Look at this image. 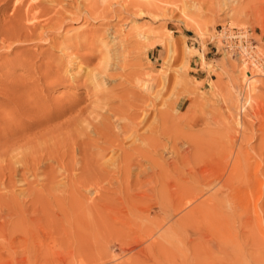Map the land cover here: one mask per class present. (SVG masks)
<instances>
[{"label": "rangeland", "instance_id": "obj_1", "mask_svg": "<svg viewBox=\"0 0 264 264\" xmlns=\"http://www.w3.org/2000/svg\"><path fill=\"white\" fill-rule=\"evenodd\" d=\"M227 24L264 59V0H0V264H264V62L215 51ZM196 135L220 190L176 157Z\"/></svg>", "mask_w": 264, "mask_h": 264}, {"label": "bare ground", "instance_id": "obj_2", "mask_svg": "<svg viewBox=\"0 0 264 264\" xmlns=\"http://www.w3.org/2000/svg\"><path fill=\"white\" fill-rule=\"evenodd\" d=\"M31 10V9H30ZM27 13V12H26ZM30 17V16H29ZM39 17V16H38ZM43 18H45V17H43ZM43 22V21H42ZM27 23V22H26ZM44 23V22H43ZM42 24V23H41ZM2 26V25H1ZM5 26H7V25H5ZM45 26V25H44ZM29 27V26H28ZM232 28H235V29H239V30H242L243 32H242V36L244 37L245 35H247L248 34V36L249 37H251V35H250V33H249V31L248 30H246L245 28H236V27H234V26H229L228 24L227 25H225V26H220V28L216 31V36H217V41H218V43H221L220 42V39H221V36L223 37V36H225V39H226V37L228 36V33H230V31H226L227 29H232ZM9 29V28H8ZM21 29H23V28H21ZM6 30V29H5ZM4 30V31H5ZM10 30V29H9ZM23 30H25V28L23 29ZM2 33H4V32H2ZM7 33V32H6ZM26 33V32H25ZM223 33V34H222ZM17 34H19V33H17ZM16 33H15V35L14 36H16L17 35ZM21 34V33H20ZM4 35V34H3ZM2 34H1V32H0V36L1 37H7V36H9V35H7V36H3ZM43 35V34H42ZM29 36V35H28ZM27 36V37H28ZM20 37V36H19ZM2 39V38H1ZM11 39H13V38H9V40H11ZM21 39V38H20ZM251 39H253L252 37H251ZM3 40V39H2ZM8 41V40H7ZM17 41V40H16ZM21 41V40H20ZM19 41V42H20ZM116 41V40H115ZM4 42V41H3ZM113 42V41H112ZM7 43V42H6ZM16 43V42H15ZM1 44V43H0ZM8 44H9V41H8ZM12 44V43H11ZM251 44V43H250ZM248 44V47H246L245 49H243V50H240V49H238L237 51H235V52H232V53H230V54H232V56H235V57H244V60H246V62H247V64L249 65V66H251V67H253L254 66V64H255V66H257V68L259 69L260 67L262 68L263 67V60L264 59H262V56L259 54H257V52H256V50H255V45L254 44ZM2 45V44H1ZM10 45V44H9ZM13 45V44H12ZM16 45V44H15ZM220 45V44H219ZM190 48H186V50H185V61L188 63V59H189V56H190ZM244 51V52H243ZM243 60V61H244ZM54 69V68H53ZM52 69V70H53ZM253 69V68H252ZM263 69V68H262ZM255 71V70H254ZM40 75H42V74H40ZM42 78V77H41ZM252 78V77H251ZM36 79H38V78H36ZM252 80V79H251ZM253 81H254V79H253ZM33 82V81H32ZM7 84V83H6ZM19 84V83H18ZM254 84V83H253ZM252 84V85H253ZM251 85V86H252ZM8 87V86H7ZM13 87H15V86H13ZM18 87V86H17ZM16 88V87H15ZM25 88V87H24ZM5 89V88H4ZM11 89V88H10ZM6 90H8V89H6ZM21 90V89H20ZM12 91H14V90H12ZM10 92V91H9ZM20 92V91H19ZM14 93H16V92H14ZM9 94V93H8ZM26 94V93H25ZM10 95V94H9ZM12 95H13V93H12ZM15 96H16V94H15ZM14 97V96H13ZM21 98V97H20ZM171 109V108H170ZM135 116V115H134ZM164 117H167V114L164 116ZM137 118H138V116H137ZM133 119V118H132ZM116 121V120H115ZM139 123L140 122H136L135 123V128L136 129H134V130H131V133L129 134V136L128 135H126L127 137H132V139H130L131 141H132V143L133 142H136V146L135 147H137L136 148V150L138 151V152H140V156H142V154H143V151H145V149L143 150V145H148V147H152V146H158L159 145V147H160V144H158V142H157V138H156V129L157 128H155V129H152V130H149L148 132H149V134L150 135H146L145 136V134H141V133H137V131L139 130ZM29 124V123H28ZM175 124V123H174ZM173 124V125H174ZM134 125V124H133ZM173 125H172V127H173ZM176 125V124H175ZM117 126V125H116ZM160 128V127H159ZM128 129V128H127ZM126 129V130H127ZM118 130H121V129H118ZM122 130H124V129H122ZM148 130V129H147ZM171 130V129H170ZM170 130H168V131H170ZM94 131V130H93ZM143 131H145V130H143ZM172 131H174L175 132V129L174 130H172ZM117 132V131H116ZM147 132V131H146ZM160 132H161V130H160ZM170 133L172 134L173 132H171L170 131ZM170 133L168 134V135H170ZM187 133V132H186ZM185 133V134H186ZM120 134V133H119ZM161 134V133H160ZM173 134H175L176 135V133H173ZM172 134V135H173ZM162 135H164V137H167V135L166 134H163L162 133ZM166 135V136H165ZM171 135V138L173 137V136H175V135H173L172 136ZM190 135V134H189ZM125 136V135H124ZM123 136V137H124ZM161 136V135H160ZM186 136V135H185ZM197 136V135H196ZM193 136V137H190V138H188L189 140H183V141H186V142H184V145H186V144H188V146L186 147V148H184L183 149V151L181 152L182 154H180V155H178V153H180V152H175V153H177V155L178 156H176V157H183L184 158V161L188 164V163H190L191 162V159L193 160V159H199V158H202V159H204L203 157L205 156V158L206 157H208V156H210V157H208V158H210V170H208L209 171V175L210 176H214L213 178L211 177V179H212V181H210V182H208L207 184H206V179L203 177V179L200 181V184H201V186L203 187V189L201 188L200 189V191L201 190H204V189H206V190H210V189H213L214 188V185L216 186V180H219V178L221 179V178H224L222 181L220 180V184H219V186H216L217 188H219L218 190H220V188H224L225 187V185H226V180L228 179V173H230V171H231V169H229L228 170V168H227V166H226V163H224V165H222L223 163H221V160L222 159H217V158H215L218 154H219V150H220V144L216 141L215 143H214V146L212 145L213 144V140H210L209 141V143H208V141L206 140V142L208 143V147L210 148V150H212V152L211 151H206L205 149V147H204V145H207V143L205 144V142L203 141V138H202V135L200 136L201 137V141L199 142V136ZM116 137H118V140H119V136H118V134H117V136ZM158 137V136H157ZM162 137V136H161ZM160 137V138H161ZM177 137V136H176ZM121 138H122V136H121ZM155 138L157 139V140H155ZM171 138L169 139L170 140V142L172 143V141H171ZM186 138V137H185ZM211 138H212V136H211ZM167 139H168V137H167ZM166 139V140H167ZM173 139V138H172ZM178 139V138H177ZM187 139V138H186ZM121 140V139H120ZM127 140V139H126ZM130 141V142H131ZM160 141V140H159ZM175 141V140H174ZM178 141V140H177ZM215 141V140H214ZM160 143H161V141H160ZM169 143V142H168ZM162 144H164V143H162ZM162 144H161V147H163L162 146ZM166 144H167V141H166V143L164 144L165 146H166ZM176 144V143H175ZM178 144H179V142H178ZM204 144V145H203ZM116 146H120L121 144L120 143H117L116 142V144H115ZM168 145V144H167ZM174 145V144H173ZM172 144H171V146L172 147H174ZM180 145H183L182 143L180 144ZM164 146V147H165ZM171 146H169L170 147V149L172 148ZM212 146H213V149H212ZM168 147V146H167ZM183 147V146H182ZM185 147V146H184ZM119 148V147H118ZM121 148H122V146H121ZM166 148V147H165ZM123 149V148H122ZM150 149V148H149ZM149 149H147V150H149ZM155 149V148H154ZM175 149H176V147H175ZM208 149V148H207ZM222 149V148H221ZM143 150V151H142ZM151 150V149H150ZM149 150V151H150ZM154 151H156V150H154ZM170 151V150H169ZM158 152H159V150H158ZM225 152V151H224ZM172 154V153H171ZM207 154H208V156H207ZM226 154V153H225ZM174 155V154H173ZM232 158H233V162H232V164H231V167H234L232 170H235L236 168H237V163H238V153L237 152H233V156H232ZM169 159V158H168ZM171 159V158H170ZM175 159H178V158H175ZM175 159H174V161H175ZM201 159V162H203V160ZM151 160V159H150ZM204 161H206V160H204ZM223 161V160H222ZM196 162H198V161H196ZM209 161L207 160V163H208ZM166 163H168V162H166ZM170 163V162H169ZM174 162L172 161V164H173ZM195 163V162H194ZM206 163V164H207ZM177 164V163H176ZM204 164V163H203ZM169 165V164H168ZM168 165L166 164V169L168 170ZM171 165V164H170ZM178 165V164H177ZM185 166V165H184ZM178 167V166H177ZM193 167V166H192ZM198 167V166H197ZM170 168V167H169ZM172 168V167H171ZM186 168V167H185ZM200 168V167H199ZM170 170V169H169ZM206 168H202L200 171L201 172H203V173H205L206 172ZM252 170V169H251ZM172 171V170H171ZM185 171V170H184ZM188 171V170H187ZM190 172V171H189ZM221 172V173H220ZM179 173V172H178ZM192 172H190L189 174H191ZM198 173V172H197ZM188 174V175H189ZM220 174V175H219ZM238 174V173H237ZM204 175V174H203ZM190 176V175H189ZM205 176V175H204ZM191 177V176H190ZM202 176H200V178H201ZM189 178V177H188ZM192 178V177H191ZM190 178V179H191ZM198 178H199V176H198ZM218 178V179H217ZM183 179V178H182ZM189 179V180H190ZM195 179V178H194ZM205 180V183H202L203 181ZM182 181V180H181ZM185 182V181H184ZM187 182V181H186ZM180 188L177 190V192H176V194L178 195L179 193H181V194H185L186 192H188L189 190H190V193L189 194H191L190 195V197L188 198V200L186 201V203L187 202H189L190 203V200L191 201H193V199H195L196 200V198L195 197H197V195H198V191L196 192L197 193V195L195 194V196H194V194H193V192H192V190L189 188V186H187V185H183V186H179ZM217 188H216V190H217ZM179 192V193H178ZM192 192V193H191ZM224 192H226V191H224ZM94 193V192H93ZM180 194V195H181ZM184 194H183V196H184ZM188 194V193H187ZM199 194H201V192L199 193ZM214 194V193H213ZM224 195H225V198L229 201V202H234V200L236 201V196L235 195H233V194H231V193H229V192H226V194L224 193ZM189 196V195H188ZM186 198V197H185ZM216 197H214V199H215ZM226 199H224L225 201H226ZM218 200V199H217ZM194 202V201H193ZM204 202L205 201H200L199 203H198V205H195V206H193L191 209H188V211H186V213H183V215L181 216V218L179 219V221H181L182 223H184L185 222V220L187 221V220H189L192 216H195L196 214V216L197 217H200L201 215H202V213H203V216L204 217H206V215L208 214V216L207 217H209V215H210V217H212V215H214V213L212 212V210H210V212H209V210H206V211H202V209H206V208H204ZM210 203V202H209ZM213 204V203H212ZM190 205V204H189ZM181 206H182V204H181ZM180 206V207H181ZM185 206H186V204H185ZM188 208V207H187ZM179 209V208H178ZM177 209V210H178ZM162 210V209H161ZM177 210H175V212L177 211ZM163 213L166 215V213H165V211L163 210ZM205 213V214H204ZM164 216V215H163ZM167 217H168V215H166V217H163V218H165V220H167ZM193 218V217H192ZM196 219V218H195ZM192 220V219H191ZM210 220H212V218L210 219ZM209 220V221H210ZM218 221H219V219L218 220H212V223H214L215 225H217V226H220L221 225V223L222 222H220V223H218ZM164 222V221H163ZM180 223V222H179ZM181 223V224H182ZM187 224H188V222H187ZM204 224H205V220H204ZM210 224H211V222H210ZM151 225L152 226H149V227H147L146 228V231L148 232V230H149V232H148V236H147V238H152V236H154L153 235V231L155 232V230H157V229H159V227L157 226V223H151ZM212 225V224H211ZM222 226V225H221ZM219 228V227H218ZM158 231V230H157ZM203 236L202 235H199L197 238L195 237V240H196V243L197 244H199V243H201V241H203ZM151 241H156V243L155 244H157V243H160L159 242V240L157 239V238H153V240H151ZM197 244H195V245H197ZM29 253V252H28ZM198 263V262H197ZM197 263H194V264H197ZM198 264H203V263H201V262H199Z\"/></svg>", "mask_w": 264, "mask_h": 264}, {"label": "built area", "instance_id": "obj_3", "mask_svg": "<svg viewBox=\"0 0 264 264\" xmlns=\"http://www.w3.org/2000/svg\"><path fill=\"white\" fill-rule=\"evenodd\" d=\"M226 31H230V33H228V36L226 37V39H225V36L223 37L221 36V39H220L221 43H219L220 44L219 47L214 42V39L211 41L214 43L215 51L219 53H222L223 50L225 52L232 53V52L237 51L238 49L240 50L245 49L246 47H248V44L250 43L254 44L253 39H251V37H249L248 34L245 35L244 37L242 36L243 35L242 30L232 28L230 30L227 29Z\"/></svg>", "mask_w": 264, "mask_h": 264}]
</instances>
